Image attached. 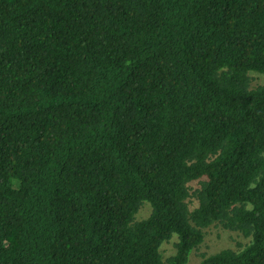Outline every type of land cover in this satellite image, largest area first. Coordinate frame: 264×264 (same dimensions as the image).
Segmentation results:
<instances>
[{
    "label": "trees",
    "instance_id": "obj_1",
    "mask_svg": "<svg viewBox=\"0 0 264 264\" xmlns=\"http://www.w3.org/2000/svg\"><path fill=\"white\" fill-rule=\"evenodd\" d=\"M251 73L264 0H0V264H264Z\"/></svg>",
    "mask_w": 264,
    "mask_h": 264
},
{
    "label": "rangeland",
    "instance_id": "obj_2",
    "mask_svg": "<svg viewBox=\"0 0 264 264\" xmlns=\"http://www.w3.org/2000/svg\"><path fill=\"white\" fill-rule=\"evenodd\" d=\"M252 77H254V83H264V77L259 75L258 73H251ZM148 209H143L139 214V217L147 216ZM175 239V238H174ZM170 243L164 244L162 247V251H164V256L167 257L171 254L173 248ZM245 243V240L241 239L234 233H230L227 231H223L221 229L210 227L206 230V236L202 245L199 247L197 251L191 253L189 257V262L187 264H198L202 259L199 257V254H203L204 257H207L211 254L217 253L222 249L230 248L236 249L237 243Z\"/></svg>",
    "mask_w": 264,
    "mask_h": 264
}]
</instances>
